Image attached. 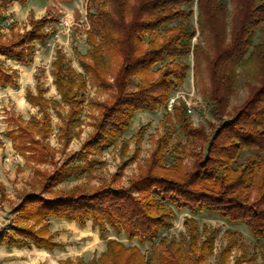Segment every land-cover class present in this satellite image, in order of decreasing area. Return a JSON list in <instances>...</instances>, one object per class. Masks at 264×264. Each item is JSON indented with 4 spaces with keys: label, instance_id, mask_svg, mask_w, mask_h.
I'll list each match as a JSON object with an SVG mask.
<instances>
[{
    "label": "trees",
    "instance_id": "16d2710c",
    "mask_svg": "<svg viewBox=\"0 0 264 264\" xmlns=\"http://www.w3.org/2000/svg\"><path fill=\"white\" fill-rule=\"evenodd\" d=\"M28 1L0 0V20L8 6L15 2L24 5ZM89 2L96 5L95 12L87 11V20L92 26L87 37L92 51L89 55L79 53L80 62L100 86L113 91L112 99L98 103L102 115L97 131L84 143L83 150L65 160L53 173H44L46 181L40 192L23 194L14 208L18 213L16 220L0 233V247L46 251L63 247L51 230L52 218L80 226L92 220L101 235L107 231L108 224L118 234L124 233L128 240L137 238L143 244L170 229L176 217L174 208L185 207L193 213L217 212L231 222L244 220L256 237H264V0ZM195 2L199 10L198 29L187 22L194 14ZM54 21L52 16L35 18L32 13L30 28L24 32L12 28L7 35L0 28V87L15 86L20 76L16 68L6 66L2 57L31 64L37 44L46 45L56 34L55 28L48 29ZM258 31L263 37L256 42ZM197 32L201 40L193 43ZM105 52L117 64L113 81L108 78L112 66ZM191 53L195 73L199 75L203 65L210 73L211 87L205 92V98L210 113L219 118V125L206 137L202 129L191 126L183 107H175L182 116V131L189 137L205 138L204 153L196 154L190 171H183L184 147L169 148L171 139L165 135L157 141L146 168L128 187L113 181L93 190L81 186L56 195L45 194L51 181L55 183L66 177L63 170L68 167L70 172L69 165L77 157L88 155L93 146L103 145L106 137L115 139L123 135L138 111L165 106L172 91L186 78L190 68L186 58ZM52 66L54 84L70 108L65 127L69 135L73 114L82 110L87 79L69 64L61 50L56 52ZM39 81L37 94L29 90L26 98L32 105L40 106L43 118L36 124L20 119L6 135L19 152L24 155L32 152V158L43 160L44 155L39 159L41 153L34 137L36 128L45 135L50 132L51 119L46 110L49 99L44 96L45 88ZM241 83L249 91L236 113L226 116ZM12 121H17L13 115ZM144 130L143 127L137 133L138 143ZM42 148V154L51 152L49 145ZM169 154L173 159L168 167ZM187 223L195 225L191 218ZM195 237L192 233L190 245ZM160 240L161 245L167 241L166 237ZM171 245L174 248L162 260H154L155 253L146 258L138 246L108 239L107 250L91 264H184L183 247L174 242ZM192 246L196 251L195 245ZM261 252L264 260V244ZM84 263L82 257L60 260V264ZM192 264H203V259L197 257Z\"/></svg>",
    "mask_w": 264,
    "mask_h": 264
},
{
    "label": "rangeland",
    "instance_id": "374dc122",
    "mask_svg": "<svg viewBox=\"0 0 264 264\" xmlns=\"http://www.w3.org/2000/svg\"><path fill=\"white\" fill-rule=\"evenodd\" d=\"M70 1V3H62L59 7L54 5L51 6L52 8L48 7L46 12L44 8L47 0H29L23 9L18 7L17 10H13L10 5L4 11V18L0 20L1 32L10 35L12 28L24 32L30 28L31 14L34 11L39 17L43 15L54 17L55 21L48 25V29L53 27L57 30L46 45L37 44L34 61L31 64L18 63L2 57L6 66L9 69L16 68L20 76L15 86L0 88V233L2 230L6 231L5 227L12 225L16 220L18 213L14 212V208L22 200L23 194L42 190L46 181L42 175L53 173L65 160L83 150L84 143L97 131V124L102 115L98 103L112 99L113 91L100 86L80 62L79 53L89 55L92 51L87 37L88 30H92L87 20V11L89 9L95 12L96 5L89 0ZM192 8L194 14L187 22L198 29L199 10L196 2ZM261 33L258 31L256 42L263 37ZM97 40L101 41L100 38ZM198 40H201L199 32L193 43ZM58 50H61L67 56L69 64L78 72L85 74L87 79L82 110L78 114H73L69 135H66L65 127L70 108L62 100L54 84L52 62ZM104 55L112 66L108 78L113 81L112 76L117 64L111 61L107 52ZM186 59L190 64L186 78L172 91L165 106L157 110L138 111L123 135L115 139L106 137L103 145L93 146L88 155L77 157L74 163L69 165L70 172L68 167L63 170L66 177L55 183L51 181L45 194L56 195L81 186L84 187L83 189L93 190L113 181L116 185L128 187L130 182L146 168L157 141L165 135L171 139L169 148L178 145L184 147L183 171H190L196 162V154L204 153L205 138L189 137L182 131L180 128L182 116L175 107H183L189 116L191 126L202 129L206 137H209L213 129L219 125V118L210 113L205 98V92L211 87L210 73L205 65L202 66L199 75L195 73L193 53ZM160 65L163 63L157 67ZM38 79L45 88L44 96L49 99L46 110L51 119L50 132L45 135L36 128L34 137L37 142L36 147L41 153L39 155L35 151V155L38 154L39 159L44 155L43 160L32 158L31 155L34 154L32 152L27 151L26 155L19 152L6 135L7 131L21 121L20 119L27 123L34 121L33 124H36L43 118L44 112L40 106L32 105L26 98L29 90L37 94ZM138 80L139 78L136 79V83ZM248 91L244 83L237 87L226 116H233L236 113ZM177 92H181V98L170 107V100L177 95ZM190 105L191 112H189ZM12 115L17 118L15 123L12 121ZM143 127L145 128L143 138L138 143L137 133ZM47 145L51 147L48 149L51 152L42 154V147ZM138 147L139 151L136 154ZM172 159L173 156L169 154L168 167L171 166ZM84 166H88V169H84ZM174 211L176 217L173 226L164 230L159 238L147 240L143 244L137 238L128 240L124 233L118 234L108 224L107 231L101 235L92 220H89L86 226H80L76 222L52 218L49 220L51 230L55 233V240L64 244L63 247L46 251L26 247L8 249L1 246L0 264H60V260L66 258L76 260L78 257L84 259V264H91L92 260H98L107 250L108 239L118 240L128 246H138L146 258H150L152 253H155L154 260H162V256L174 248L171 245L174 242L183 247L184 264H192L197 261V257L203 259V264H264L261 252L264 237H256L244 220L231 222L217 212L193 213L187 207L174 208ZM189 218L194 219L195 225L187 223ZM192 233L196 235L192 243L196 251L190 245ZM163 237H166L167 241L161 245L160 239Z\"/></svg>",
    "mask_w": 264,
    "mask_h": 264
},
{
    "label": "crops",
    "instance_id": "0c3cea01",
    "mask_svg": "<svg viewBox=\"0 0 264 264\" xmlns=\"http://www.w3.org/2000/svg\"><path fill=\"white\" fill-rule=\"evenodd\" d=\"M71 1L70 0H68V1H59V0H47V2H46V5H45V8H44V12H46V10H47V8L49 7H51V6H53L54 5V7L56 6V7H59L60 5H62V3H70ZM74 2V1H73ZM76 2V1H75ZM25 5V4H24ZM24 5H22V4H20V3H18V2H15V3H13L12 4V8H13V10H17V8L18 7H20V8H24L25 6ZM52 8V7H51ZM62 11V10H61ZM34 14H35V12L34 11H32ZM73 13H74V11H73ZM44 16V15H43ZM43 16H41V17H43ZM72 16L74 17V15L72 14ZM35 17H37V18H41V17H39L37 14H35ZM8 60H11V59H8ZM13 61H15V60H13ZM6 87H8V86H6ZM0 88H5V87H0Z\"/></svg>",
    "mask_w": 264,
    "mask_h": 264
},
{
    "label": "built area",
    "instance_id": "2783aa9c",
    "mask_svg": "<svg viewBox=\"0 0 264 264\" xmlns=\"http://www.w3.org/2000/svg\"><path fill=\"white\" fill-rule=\"evenodd\" d=\"M177 95L175 97H172L171 100H170V103H169V106L172 107L173 106V103L176 102L177 99H180L181 98V92H177L176 93ZM189 112L192 111V106L190 105L189 107Z\"/></svg>",
    "mask_w": 264,
    "mask_h": 264
}]
</instances>
